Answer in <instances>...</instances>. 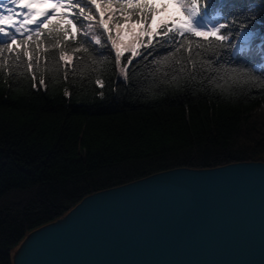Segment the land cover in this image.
Returning a JSON list of instances; mask_svg holds the SVG:
<instances>
[{
    "label": "trees",
    "instance_id": "1",
    "mask_svg": "<svg viewBox=\"0 0 264 264\" xmlns=\"http://www.w3.org/2000/svg\"><path fill=\"white\" fill-rule=\"evenodd\" d=\"M207 2L201 18L226 22L231 35L209 49H182L183 72L174 62L155 63L174 51L160 47L155 34L154 47L141 45L125 79L111 45L100 48L80 34L88 54L73 53L78 45L67 41L71 60H60V49L46 41L32 69L13 67L11 59L0 68V264H12L32 221L64 217L91 187L181 161L264 153V37L233 52L242 30L264 31V0ZM141 3L149 5L146 12L154 9L150 19L156 10L176 5ZM9 8L17 20L27 12L0 0V13L7 15ZM182 19L183 14L161 24L157 32ZM221 64L248 76L228 80L222 69L215 71Z\"/></svg>",
    "mask_w": 264,
    "mask_h": 264
},
{
    "label": "water",
    "instance_id": "2",
    "mask_svg": "<svg viewBox=\"0 0 264 264\" xmlns=\"http://www.w3.org/2000/svg\"><path fill=\"white\" fill-rule=\"evenodd\" d=\"M12 264H264V153L91 187L66 216L32 221Z\"/></svg>",
    "mask_w": 264,
    "mask_h": 264
},
{
    "label": "snow or ice",
    "instance_id": "3",
    "mask_svg": "<svg viewBox=\"0 0 264 264\" xmlns=\"http://www.w3.org/2000/svg\"><path fill=\"white\" fill-rule=\"evenodd\" d=\"M11 3L21 9H27V12L21 13L22 20L16 19L11 8L7 9V15L0 13V68L6 67L11 59L13 67L23 64L25 70L32 69L33 62L36 61V50L41 48L46 41L49 42V47L60 49V60L70 58L66 55L67 41L75 42L78 45L71 48L73 53L88 54L89 48L85 46L84 42L77 40V35L80 34L90 37L89 43L100 48H105L110 44L111 50L115 53V66L119 68L120 74L127 78L128 66L132 64L134 58L141 55L138 46L154 47V34L149 28L142 30V35L148 37L146 41L137 39L132 44H124L120 38V30L123 25L137 22L150 24V16L154 9L146 12L145 9H148L149 5L141 3V0H100V3H97V0H11ZM175 3L182 10L184 19L174 21L170 25L165 24L161 31L155 33V36L158 37L156 43L160 47L174 48V51L157 59L155 63L158 66L171 67L174 62L176 65H180L178 71L183 72L184 58L178 56L182 49L188 52L193 49V46L209 49L215 46L216 42L227 41L229 37L220 34L221 29L225 28V23H220L214 29L209 30H197L193 26V18L199 16L202 9L207 8V0H175ZM34 5L45 7L46 10L44 12L36 11ZM89 5L91 7H88ZM58 9L65 11L58 12ZM92 9H95L99 19H97V15H93ZM105 15H107V19H104ZM33 17H42L43 19L37 20ZM54 20L55 22H53ZM80 21L84 23L79 24ZM33 25L35 27H31ZM97 28L102 30L100 34H95ZM193 37H203L204 40L197 42L192 39ZM209 37H215V41ZM62 45L64 47H61ZM6 53L13 55L6 56ZM126 53H130V55L126 62L122 63ZM25 58L28 62H25ZM221 69L222 64L215 69L218 75ZM222 70L228 80L237 81L248 76V73L238 69ZM96 82L103 86L100 80ZM43 83L44 81L41 79L40 84L43 85Z\"/></svg>",
    "mask_w": 264,
    "mask_h": 264
},
{
    "label": "rangeland",
    "instance_id": "4",
    "mask_svg": "<svg viewBox=\"0 0 264 264\" xmlns=\"http://www.w3.org/2000/svg\"><path fill=\"white\" fill-rule=\"evenodd\" d=\"M182 14H183L182 10L177 5L167 6V7H164L162 9H158L155 11L154 16L151 17L150 24L148 22L143 23V24L137 22V23H133L131 25H123L121 30H120V38L124 42V44H132L137 39H139L141 41H145V38L147 37V35H142V30L144 28H149V30L153 34H155L157 32V29L159 28V26L161 24H164L168 21H171V20L175 19V17H180ZM220 23L226 24V22H218L217 23V22L213 21V22H211L210 25H206V24L201 23L200 20L196 18V19H194L193 26L195 28H197V30H209V29H214ZM260 32L264 33V31H262V30ZM220 34L221 35H227L228 37H230V35H231V33L229 31L225 30V28L221 29ZM261 37H263V35ZM254 40H256V38ZM140 47H141V45L138 46V49ZM67 56L70 57L69 59H67L68 61H70L71 55L67 54ZM124 62H126V61L122 60V63H124ZM120 76L125 79V77L122 76L121 74H120Z\"/></svg>",
    "mask_w": 264,
    "mask_h": 264
},
{
    "label": "bare ground",
    "instance_id": "5",
    "mask_svg": "<svg viewBox=\"0 0 264 264\" xmlns=\"http://www.w3.org/2000/svg\"><path fill=\"white\" fill-rule=\"evenodd\" d=\"M260 31H261V29L258 31H254V30H250V29L249 30L248 29L243 30L239 36L236 47L241 48L245 45L252 43L255 38L260 37L262 35L264 36V33L260 32Z\"/></svg>",
    "mask_w": 264,
    "mask_h": 264
}]
</instances>
